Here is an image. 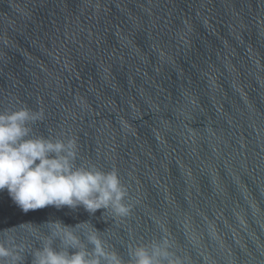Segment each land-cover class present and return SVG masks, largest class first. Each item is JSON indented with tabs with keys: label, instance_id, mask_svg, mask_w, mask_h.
Segmentation results:
<instances>
[{
	"label": "water",
	"instance_id": "obj_1",
	"mask_svg": "<svg viewBox=\"0 0 264 264\" xmlns=\"http://www.w3.org/2000/svg\"><path fill=\"white\" fill-rule=\"evenodd\" d=\"M20 109L25 139L114 172L128 212L0 192L3 264H108L93 235L120 264L163 240L180 264H264V0H0V113Z\"/></svg>",
	"mask_w": 264,
	"mask_h": 264
},
{
	"label": "clouds",
	"instance_id": "obj_2",
	"mask_svg": "<svg viewBox=\"0 0 264 264\" xmlns=\"http://www.w3.org/2000/svg\"><path fill=\"white\" fill-rule=\"evenodd\" d=\"M30 119L35 116L26 109L0 113V192L6 190L11 201L25 214L48 205L57 208L83 205L94 212L109 203L118 214H127L128 209L120 203L125 193L114 172L104 174L73 168L71 144L66 147L59 141L25 139ZM67 240L72 246L78 244L70 235ZM89 240L96 257L108 259V264H120L115 254L103 251L96 236H90ZM168 249L167 240L152 244L151 251L147 246H137L132 253L133 264H180ZM13 255L0 244V264ZM86 257L82 250L69 255L46 246L35 253V264H100L99 259Z\"/></svg>",
	"mask_w": 264,
	"mask_h": 264
}]
</instances>
